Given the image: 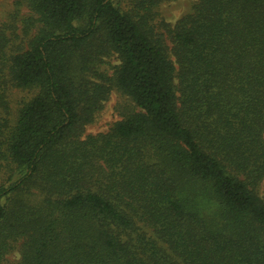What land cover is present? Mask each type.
<instances>
[{"label": "trees", "instance_id": "trees-1", "mask_svg": "<svg viewBox=\"0 0 264 264\" xmlns=\"http://www.w3.org/2000/svg\"><path fill=\"white\" fill-rule=\"evenodd\" d=\"M160 2L0 24V264H264V0ZM112 91L130 108L84 136Z\"/></svg>", "mask_w": 264, "mask_h": 264}, {"label": "rangeland", "instance_id": "rangeland-1", "mask_svg": "<svg viewBox=\"0 0 264 264\" xmlns=\"http://www.w3.org/2000/svg\"><path fill=\"white\" fill-rule=\"evenodd\" d=\"M16 0H0V24L4 23L11 13L15 10ZM196 0H161L157 7V13L159 18L164 20L166 23L174 24L184 15L190 12L192 4ZM19 15L24 17L27 15L24 7L20 8ZM105 63L101 66L103 72L111 75L113 68L118 64L115 56H112L104 61ZM26 94H21L16 91L9 93V105L11 113L14 112V108L21 98H26ZM130 108V102L124 96L116 91H112L103 104L101 111L96 115L95 120L92 124L88 125L83 135L84 136H96L107 132L113 124L120 121L127 109ZM19 253L17 250L13 251L6 256L8 264H17L19 261Z\"/></svg>", "mask_w": 264, "mask_h": 264}]
</instances>
